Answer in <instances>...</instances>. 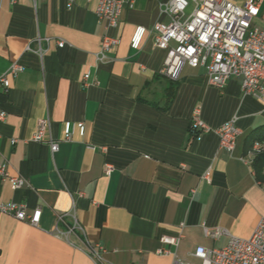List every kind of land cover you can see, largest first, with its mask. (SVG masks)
Segmentation results:
<instances>
[{"label":"crops","instance_id":"crops-1","mask_svg":"<svg viewBox=\"0 0 264 264\" xmlns=\"http://www.w3.org/2000/svg\"><path fill=\"white\" fill-rule=\"evenodd\" d=\"M167 1L126 0L118 27L110 28L97 16L99 0L71 7L67 0H0V77L14 62L24 67L10 88L0 85V112L7 114L0 165L28 182L14 190L0 176V200L42 210L36 227L0 213V264L198 262V246L222 248L229 240L206 236L205 227L253 235L264 217V181L249 153L264 138V103L244 93L240 78L216 88L202 67L185 65L178 81L162 74L168 53L155 46L152 29L170 22ZM253 25L264 30V0ZM139 26L147 34L135 50ZM105 35L120 43L101 62ZM196 108L212 130L238 118L233 152L220 149L214 131L192 137ZM42 119L57 152L34 141ZM68 122L85 123V135L76 130L66 141ZM73 214L86 233L70 236L75 246L57 235ZM181 232L179 246L161 242ZM86 237L105 249L103 262L84 251Z\"/></svg>","mask_w":264,"mask_h":264},{"label":"built area","instance_id":"built-area-1","mask_svg":"<svg viewBox=\"0 0 264 264\" xmlns=\"http://www.w3.org/2000/svg\"><path fill=\"white\" fill-rule=\"evenodd\" d=\"M12 4L18 0H9ZM71 7L76 0H67ZM168 0L165 4V13L169 16V23L157 22L152 31L155 33V46L167 51L168 56L162 74L171 81H178L185 65L193 68L202 67L206 70L210 83L222 90L231 78H240L242 89L248 96H252L264 103V30L256 28L253 22L260 16L263 0ZM126 0H99L96 10L100 20H105L108 27L116 28L123 14ZM193 6V10H187ZM147 29L143 26L136 28L132 37L131 47L135 50L141 48ZM117 36L105 35L102 41L98 60L104 61L108 54L119 45ZM59 47H64L65 42L58 41ZM39 52L42 54V50ZM24 71L18 62L12 63L6 75L0 77V85L10 88V78L16 77ZM90 73L84 76L87 81ZM7 118L5 112H0V121ZM238 118L234 117L219 128L212 130L202 119L201 108L193 112L190 132L197 135L214 131L220 140V149L233 152L241 130L237 125ZM84 136L85 123H66L64 139L71 141L75 131ZM50 122L42 119L34 136L36 142L48 141L53 152L59 150V144L48 135ZM1 141V137H0ZM264 152V145L255 141L250 150L252 158ZM107 174L113 171L112 165H107ZM211 170L205 173V179H210ZM0 176L8 180L14 190L28 186L25 178L10 174L6 164L0 165ZM0 213L10 215L19 221L27 222L36 227L42 218L41 208L34 209L31 213L24 203L6 204L0 200ZM60 215L59 221L64 222ZM72 224H67V230H58L57 235L70 241V236L77 232L86 236L83 226L73 214ZM205 235L211 238L228 236V243L222 248L208 249L198 246L193 256L198 262H183L176 259L174 264H264V217L255 227L249 239L231 235L227 230L204 229ZM184 238L181 232L178 236H165L161 242L165 245L179 246ZM84 251L98 262H103L105 249L90 242L86 237ZM160 254H169L168 250H160Z\"/></svg>","mask_w":264,"mask_h":264},{"label":"trees","instance_id":"trees-1","mask_svg":"<svg viewBox=\"0 0 264 264\" xmlns=\"http://www.w3.org/2000/svg\"><path fill=\"white\" fill-rule=\"evenodd\" d=\"M192 137H198L199 135L195 133H191ZM259 141H264V138L258 139ZM254 167L256 170V174L258 175L260 180L264 181V152L259 154L254 160Z\"/></svg>","mask_w":264,"mask_h":264},{"label":"rangeland","instance_id":"rangeland-1","mask_svg":"<svg viewBox=\"0 0 264 264\" xmlns=\"http://www.w3.org/2000/svg\"><path fill=\"white\" fill-rule=\"evenodd\" d=\"M193 10V6H191L188 10L187 13H190Z\"/></svg>","mask_w":264,"mask_h":264}]
</instances>
